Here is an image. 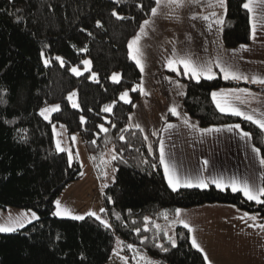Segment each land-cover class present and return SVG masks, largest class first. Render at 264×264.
<instances>
[{"label":"trees","instance_id":"16d2710c","mask_svg":"<svg viewBox=\"0 0 264 264\" xmlns=\"http://www.w3.org/2000/svg\"><path fill=\"white\" fill-rule=\"evenodd\" d=\"M244 2L227 0L222 24L227 48L252 41ZM153 7L155 0H0V208L39 215L26 227L0 233V264H106L117 249L129 264H145L142 256L157 264H207L192 246L189 229L175 228L173 246L155 223L176 209L208 203L235 205L264 221V205L241 192L214 185L174 191L159 162L160 137L145 139L141 129L130 127L143 74L128 44ZM87 59L89 71H71ZM167 73L184 83V110L199 127L240 124L264 156V131L242 117L221 113L211 97L223 87L250 86L264 92V85L225 80L220 74L197 81ZM114 74L119 82L112 79ZM73 91L79 108L67 99ZM125 91L131 94L128 103L120 99ZM47 104H60L49 120L40 114ZM106 105L112 106L111 112L103 111ZM175 120L169 115L166 122ZM54 123H63L69 133L79 132L97 163L114 149L115 178L103 192L108 224L90 215L76 220L54 214L58 197L83 175L80 163L57 149Z\"/></svg>","mask_w":264,"mask_h":264},{"label":"crops","instance_id":"0c3cea01","mask_svg":"<svg viewBox=\"0 0 264 264\" xmlns=\"http://www.w3.org/2000/svg\"><path fill=\"white\" fill-rule=\"evenodd\" d=\"M208 4L209 0H201L199 4H186L182 9L163 6L160 14L149 18L155 22L147 26L148 35L143 36L140 42L141 59L144 63L141 83L143 87L142 90L140 88L141 98L135 105L130 125L139 124L138 129H141L148 139L159 136V141H164L166 157L176 166L182 177L189 176L195 180L202 175L209 181V186L213 185L210 182L212 179L222 178L228 181L233 176L247 178L254 185L259 184L263 165L259 163L260 157L252 151V147L255 146L252 137L242 138L240 130L229 132L226 128L219 132L201 133L200 129L204 128L199 127L198 123L184 110L183 101L186 92L184 83L167 73L172 71L167 67V60L174 58L173 50L175 49V58L191 55L197 63H207L218 58L224 65L231 66L234 70L250 77L264 76V14H261L259 6L255 13L256 38H252L247 49H241V46L235 48L224 46L222 25L216 24L215 21L218 17L224 21L225 12L218 6L210 7ZM169 12L174 15L167 16ZM212 12H216L217 16H211ZM204 15H208L210 19L205 21L200 18ZM176 16H179V19ZM193 16L197 18L193 19ZM251 23H253L252 17ZM209 24H211V30H209ZM180 69L179 72H172L185 74L182 65ZM213 70L217 75L223 76L217 66H214ZM185 75L190 76V74ZM178 85H184V87L181 88ZM231 88L238 87H223L215 91ZM239 88H248L257 94V99H249L248 104L234 101L239 107L246 111L252 109L264 111L263 91L250 86H239ZM145 92L148 95H145ZM173 105L176 106L179 115L169 111ZM169 115L175 116L177 120L166 122ZM185 118L189 120V124H195L196 128L184 124ZM169 123L176 127L165 130L166 124ZM241 128L243 129L242 126ZM260 156H262L261 153ZM204 160L209 162L208 165L203 164ZM227 189L231 190L230 187ZM168 216L169 214L164 215L162 222H165ZM185 221L194 229V231L189 230L192 241L196 226L191 223L192 221L187 219ZM172 223L174 228L183 226L179 223V219H175ZM106 264H129V262L115 250Z\"/></svg>","mask_w":264,"mask_h":264},{"label":"snow or ice","instance_id":"6c2138e0","mask_svg":"<svg viewBox=\"0 0 264 264\" xmlns=\"http://www.w3.org/2000/svg\"><path fill=\"white\" fill-rule=\"evenodd\" d=\"M119 2V0H117ZM201 0H155L156 7L151 8V16L154 18L158 14L161 13L162 7H175L176 9H182L186 6V4H199ZM208 6L210 7H220L224 10L226 13L227 11V0H209ZM243 8L246 10V12L252 17L253 23H252V38H256V22H255V13L257 12V6L260 8L261 14H264V0H245L243 3ZM114 16H117L119 19H123L124 17H120L117 12L113 11L112 13ZM167 16L171 17L174 15V13H167ZM211 16H217L216 12H212ZM177 19H179V16H176ZM197 18L196 16H193V19ZM203 20L207 21L210 19L208 15H204L202 17ZM155 21L153 19H146L143 21V24L141 25L139 29V33L135 35L131 42L128 44L129 49L131 50V57L136 62V64L140 67L141 72L144 71V63L141 59L142 51L140 48V42L142 40L143 36L148 35L146 28L149 24H153ZM216 24L222 25L224 23L222 18H217L215 21ZM100 22L97 21V25L99 26ZM209 30H211V24L208 25ZM190 39V37H189ZM247 45H241V49H247ZM86 50V49H84ZM174 51V58H170L167 60V67H169L172 71L179 72L180 66H183V72L185 74H190L192 78L199 81L201 77H205L208 80H212L216 77L217 73L213 70L214 66H217L219 68V72L223 74V78L225 80H244L247 82H250L252 84H259L264 85V76L260 75H253L249 76L246 74H243L239 72L238 70H234L231 66L224 65L218 58L215 61H209L207 63H197L195 60L192 59L191 55H185L179 58H175V49ZM61 59V58H57ZM48 61H45V64H47ZM61 63H63V60L61 59ZM85 65H90L91 62L88 60L83 61ZM76 75H81V72L78 68L73 67L71 69ZM88 70V69H85ZM96 74H92V78L95 79ZM112 79L116 82H119V74H114ZM178 83V82H177ZM179 87L183 88L184 85H178ZM138 88H141L142 85H137ZM145 95H148L147 92L144 93ZM182 94V93H181ZM75 96L76 93H69L67 99L69 101H72V106L74 108H79V104L75 102ZM211 97L213 101L216 103V107L219 109L221 113H228L237 117H243L245 121H248L254 125H256L261 131H264V111H260L259 109H252L251 111H246L239 107L237 103L240 104H248L249 99H257V94L251 92L248 88H231V89H221L219 92L213 91L211 93ZM121 100H125V102H128V92L125 91L120 96ZM235 101V102H234ZM2 102V101H0ZM60 110V105H53L49 108H43L41 109L40 114L45 117V119H48L49 116L47 115L50 112H57ZM104 112H111L112 106L106 105L103 109ZM172 114L179 115V112L177 111V108L175 105H173L170 110ZM258 113V114H257ZM81 121H84V117L80 118ZM184 124L189 125L191 128H196L195 124H189V120L185 118ZM134 126L136 128H140L139 124L136 125H130ZM101 129L104 132H107L108 129L104 128L103 125L100 126ZM176 125L173 124H166L165 130L175 128ZM226 128L229 132H232L234 130H240V135L242 138H250L251 133L244 131L241 128L240 124H234V125H222L219 128H204L200 129L201 133L205 132H211L216 131L219 132L222 129ZM123 131V130H122ZM155 135V133H153ZM121 139H124L123 136L120 137ZM147 139V137H145ZM73 140H75V136H73ZM57 148L60 151H64L65 149L60 147V141H57ZM149 150H151V145H149ZM252 151L259 156V163L260 165H264V156H260L261 149L258 147L253 146ZM95 159V158H93ZM112 159H116V156L113 155ZM159 162L163 165L164 169V175L167 178L168 185L174 190H178L180 188H202L206 189L209 187V181L205 180L204 177L198 176L195 180L192 179L189 176H181L176 166L169 162L168 158L166 157V151H165V144L163 140L159 141ZM208 161L204 160L203 164L208 165ZM107 175V173H105ZM260 183L259 184H252L247 178L241 179L239 177L233 176L228 181H225L222 178L219 179H212L210 182L211 184L215 185L217 188L220 189H227L231 188L233 192H242L243 195L247 198L249 201H255L257 204L264 205V173L260 174L259 177ZM56 204V212L54 213L57 216H71L73 219L76 220H83V215H72L70 210H68L65 207H62L61 201L57 200L55 202ZM101 211H104V209H101ZM181 209H176V215L180 216ZM87 215H91L99 219L97 214L95 212H90ZM166 215V214H165ZM32 219H36V213L33 212L31 214ZM245 217H248L250 219H255V216H250L249 213H244V216L241 217V219H244ZM27 222V215L22 214L20 217L12 218L9 217L7 221L4 223H0V232L2 233H9V232H15L20 228L24 227V224ZM105 224H107V221H104ZM179 223L182 224L185 228H188L190 231H194V229L191 228V225L186 222L183 219L179 220ZM109 227L111 225H108ZM256 226V225H253ZM160 226L157 225V228ZM260 228L264 229V224L259 225ZM139 231V229H137ZM147 239V238H145ZM169 240H171L173 246H175L176 241L172 239L171 236H169ZM192 246L199 249L200 252H204V249L201 247V245L197 242V239L195 235L192 236ZM129 248H133V245H128ZM158 247L163 248V245H158ZM163 250L166 252L168 249L163 248ZM140 259L145 260V264H157L156 261H153L147 257H140ZM204 259L208 260L207 254L205 253ZM209 264L211 262L209 261Z\"/></svg>","mask_w":264,"mask_h":264},{"label":"rangeland","instance_id":"374dc122","mask_svg":"<svg viewBox=\"0 0 264 264\" xmlns=\"http://www.w3.org/2000/svg\"><path fill=\"white\" fill-rule=\"evenodd\" d=\"M87 60L91 62L90 59ZM73 67L78 68L82 74L91 69V64ZM73 92L76 93L75 102L79 104L77 91ZM123 101L125 102V100ZM130 101L131 94L128 92V102ZM70 103L72 105V101ZM53 105L57 104H47L43 108ZM53 113L47 114L48 120ZM53 133L56 147L57 141H60V147L65 149L70 161H78L83 171L82 177L71 182L57 200L61 201L62 207L70 210L73 216L83 215L85 218L89 216L88 213L95 212L99 217L98 220L103 223L107 221L108 224V220L104 217V211L101 209H104V189L114 181L116 170L112 159L115 155L114 149L107 150L101 161L97 163L79 132L69 133L63 123H54ZM73 136H75V140H73ZM179 209L182 210L180 216H177L175 211L169 214L165 222H156L155 226L159 225V229L165 231L168 237L175 238L176 226L174 228L172 221L175 219L192 221L191 223L196 226L193 235L204 249L202 253L207 254V264L209 261L211 264H264V229L259 227L264 224V221L259 218L257 213L241 210L235 205L221 203H208ZM33 212L36 213V219L31 217ZM244 213H249L250 216L256 218L254 220L248 217L241 219ZM22 214L27 215L24 227L39 218L38 213L34 210L13 207L0 208V223H4L9 217L17 218ZM57 217L73 219L71 216Z\"/></svg>","mask_w":264,"mask_h":264}]
</instances>
